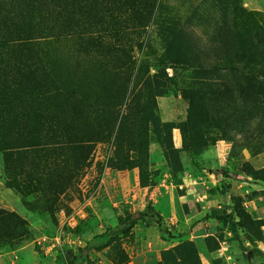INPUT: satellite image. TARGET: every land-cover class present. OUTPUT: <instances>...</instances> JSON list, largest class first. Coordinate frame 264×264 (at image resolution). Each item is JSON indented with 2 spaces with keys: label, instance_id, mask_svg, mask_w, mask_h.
I'll use <instances>...</instances> for the list:
<instances>
[{
  "label": "rangeland",
  "instance_id": "rangeland-1",
  "mask_svg": "<svg viewBox=\"0 0 264 264\" xmlns=\"http://www.w3.org/2000/svg\"><path fill=\"white\" fill-rule=\"evenodd\" d=\"M153 253L264 264V0H0V264Z\"/></svg>",
  "mask_w": 264,
  "mask_h": 264
},
{
  "label": "crops",
  "instance_id": "crops-1",
  "mask_svg": "<svg viewBox=\"0 0 264 264\" xmlns=\"http://www.w3.org/2000/svg\"><path fill=\"white\" fill-rule=\"evenodd\" d=\"M173 138H174V141H175V144H176V147L177 148H179L180 146V144H181V142H182V136H173ZM194 181L196 182V180L194 179ZM197 183V182H196ZM207 187H206V185H205V183H203V184H200V186H198V188H196V191H198L199 193H198V196H199V198L201 199V201H202V205H203V208H204V211L203 212H205V210H206V212L207 211H209V210H212V209H220L221 208V206H219V204H218V196H215V197H213V196H209L208 195V193H202V194H200L202 191H203V189H204V192H205V189H206ZM188 192H190V193H192V194H196L195 192H193L191 189L189 190L188 189ZM204 203V204H203ZM206 206V207H205ZM150 256H152L153 258H152V260L153 261H156L158 264L160 263L159 262V258H158V255L155 253H153L152 255H150ZM147 262H149V258H148V256H147V258L145 259V261H144V264H147Z\"/></svg>",
  "mask_w": 264,
  "mask_h": 264
},
{
  "label": "trees",
  "instance_id": "trees-1",
  "mask_svg": "<svg viewBox=\"0 0 264 264\" xmlns=\"http://www.w3.org/2000/svg\"><path fill=\"white\" fill-rule=\"evenodd\" d=\"M184 94H185V92H184ZM173 127L174 126L172 125V128ZM227 211H228L227 208L212 209L211 214H210V219H214V220H230V219H232V216H229L226 214Z\"/></svg>",
  "mask_w": 264,
  "mask_h": 264
},
{
  "label": "built area",
  "instance_id": "built-area-1",
  "mask_svg": "<svg viewBox=\"0 0 264 264\" xmlns=\"http://www.w3.org/2000/svg\"><path fill=\"white\" fill-rule=\"evenodd\" d=\"M60 215H61L64 219H66V221H65L66 223L68 222V223H70V224H72V225H75V218H74V217H72V216H67L63 210L60 211Z\"/></svg>",
  "mask_w": 264,
  "mask_h": 264
}]
</instances>
